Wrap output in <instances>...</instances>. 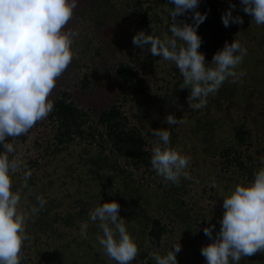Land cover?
<instances>
[{
	"label": "rangeland",
	"instance_id": "rangeland-1",
	"mask_svg": "<svg viewBox=\"0 0 264 264\" xmlns=\"http://www.w3.org/2000/svg\"><path fill=\"white\" fill-rule=\"evenodd\" d=\"M214 2L225 12L235 5L232 15L243 20L242 24L230 22L228 27L232 42L236 39L247 49L236 69L244 75L235 82L226 80L207 98L204 108L193 110L187 103L188 89L180 88L183 77L175 64L153 56L147 46L141 49L132 43L138 33L134 22L144 11L155 36H171L170 0H117L116 7L128 22L126 34L121 36L113 23L108 25L112 21L107 25L90 21L92 3L79 0L65 29L78 32L72 45L74 58L58 78L50 99L67 93L87 112V125L94 137L87 134L75 139L57 160H50L52 148L45 158L38 157L54 139L52 123L45 118L25 134V142L9 141L16 149L10 158L19 156L24 162L20 176L30 162L31 172L40 175L37 199L45 201L44 209H49L54 221L44 222L38 242L29 236L28 246L24 244L21 250V256L26 254L23 264H116L98 243L97 237L103 235L99 222L89 219L92 210L113 200L120 204L119 215L139 248L131 264H155L153 254H166L177 240L182 246L176 254L178 264H206L201 249L212 240L203 229L214 226L216 236L224 213L223 198L237 185L251 182L250 169L257 172L264 167V25H257L242 10L241 0ZM122 61L132 65L142 79L141 93L116 80L114 73ZM206 61L210 63L212 58ZM112 105L124 111L129 128L140 131L147 164L118 156L106 136L100 135L104 129L97 123L98 114ZM169 114L182 123L168 125L165 118ZM161 128L171 133L169 147L190 157V178L181 177L178 184L157 175L150 163L157 139L151 130ZM236 129L245 133L242 143L235 138ZM25 205L20 203L22 214ZM154 219L164 229L158 242L148 237ZM85 223L88 228L82 235ZM240 264H264V253L244 257Z\"/></svg>",
	"mask_w": 264,
	"mask_h": 264
},
{
	"label": "clouds",
	"instance_id": "clouds-1",
	"mask_svg": "<svg viewBox=\"0 0 264 264\" xmlns=\"http://www.w3.org/2000/svg\"><path fill=\"white\" fill-rule=\"evenodd\" d=\"M174 5L171 36L163 39L140 31L132 43L141 49L147 46L153 56L171 61L178 68L188 89L187 103L193 110L207 105L208 97L215 94L226 80L233 82L244 75L237 72L247 49L238 40L225 43L209 63L198 51L202 40L197 28L206 19V13L193 11V23L179 24L176 18L195 10L200 0H170ZM79 0H0V264H21V250L26 233L27 216L19 211L21 194L13 191L11 176L24 162L15 154L7 137L25 135L38 121L49 116L54 109L50 99L56 82L68 69L74 58L73 41L78 32L66 31ZM242 10L251 15L257 25H264V0H241ZM230 5L221 19L225 27L230 22L242 24L233 16ZM168 125L182 123L174 115L166 116ZM156 137L150 163L166 181L178 184L181 177L189 179L187 168L190 157L169 147L171 133L166 128L152 129ZM32 176L24 172V187ZM43 206L44 200H40ZM120 204L104 202L89 213L92 222H99L103 235L97 240L105 254L116 264H131L139 253L135 240L127 231L125 220L119 215ZM224 213L219 232L213 237L214 226L203 229L212 242L201 249L206 264H240L244 257L264 253V167L260 168L248 184L237 185L223 198ZM36 211V209H33ZM88 224L82 225L86 235ZM178 241V240H177ZM175 242L164 255L153 254L155 264H178L177 253L182 250Z\"/></svg>",
	"mask_w": 264,
	"mask_h": 264
},
{
	"label": "trees",
	"instance_id": "trees-1",
	"mask_svg": "<svg viewBox=\"0 0 264 264\" xmlns=\"http://www.w3.org/2000/svg\"><path fill=\"white\" fill-rule=\"evenodd\" d=\"M90 2L92 3L91 9L88 10V14L91 16L90 21L93 20L94 22H99L102 25H107L109 21H112L108 25L113 23V25L116 26L115 29H118L121 32L120 36L126 34L127 28L125 24L128 22L124 19L125 15L123 17L120 13V8L116 7L117 0H90ZM172 7H174V5L170 2L169 12ZM193 11H198L201 14H207L205 21L197 28V34L202 40L201 47L198 51L205 55V59H210L217 51L224 47L226 42H232L229 27H225L221 19L225 11L218 8L214 0H200V3L195 10H189L178 16L176 18V22L179 24H192ZM104 18L107 19L104 20ZM136 19V22H134V30L136 32L144 31L146 34L154 35L153 29L150 26L149 17L145 11L140 13ZM171 22L172 17L170 16V23ZM114 76L116 80L122 82V84L134 86L136 88L135 90H138L140 93L142 92V90L138 88L139 86H142L143 81L138 77L132 65L124 61L120 62L116 67ZM53 101L54 109L49 114L47 119L49 123H52L54 129V139L53 142L46 145V148L43 152H40L38 157L43 155L45 158L47 156L46 152L48 150L50 151L52 148L53 152L51 153L50 160H57L58 155L62 149L65 148V146H68L75 139L81 140L84 136H87V134L94 137V134L91 133V128L87 125V112L75 105L67 93H61ZM123 112L124 111H122L117 105H112L101 110L97 117V123L104 129V131L100 135L106 136L115 154L126 158L134 164L145 165L147 164V152L145 149L146 145L144 138L140 134V131L135 127H128V119L125 117ZM244 136V131L241 129L235 130V138H237L238 143H242L245 140ZM26 139V135L16 138L7 137L6 142H11L12 140L25 142ZM36 161L40 162L38 159H36ZM30 164L31 162L29 163V167L25 170L32 171L33 166ZM238 165L242 166V163L238 162ZM37 170L41 171L43 169L42 167H37ZM250 171L252 172L249 173V180L252 181L256 172L253 171V169H250ZM20 173L21 172L18 171L11 176L12 188L13 191L20 192L21 203L23 201L26 202V207L24 209L27 212L25 211L24 215L27 216L26 233L28 239L29 236L33 235L34 241L38 242L40 238L39 230L45 228L43 224H45L46 221L51 223L54 221L49 216V209H44V204L41 206L39 202L41 199H37V190L39 182H41L40 175H35V173L32 172V176L27 181L28 187L25 188L23 186V173L21 174L22 176H20ZM71 174H73V172H71L70 175ZM29 204L33 207V209H36V211L29 209ZM46 217L49 219H46ZM163 230L164 229L161 227L160 221L154 219L151 221L148 237L152 241L158 242L161 239ZM28 239L24 241V244L27 243L26 247L28 246ZM25 255L22 256L21 264L26 262Z\"/></svg>",
	"mask_w": 264,
	"mask_h": 264
}]
</instances>
